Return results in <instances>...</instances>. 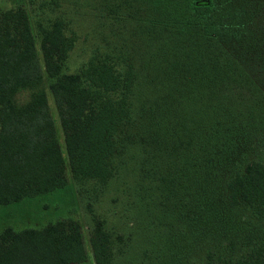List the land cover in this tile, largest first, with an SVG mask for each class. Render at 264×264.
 <instances>
[{"label":"trees","instance_id":"trees-1","mask_svg":"<svg viewBox=\"0 0 264 264\" xmlns=\"http://www.w3.org/2000/svg\"><path fill=\"white\" fill-rule=\"evenodd\" d=\"M150 2L160 12L150 56L141 55L138 62V70L149 67L150 75L136 83L152 92L137 91L136 98L132 66L122 74L105 60H90L76 71H63L71 44L62 20L42 27L38 48L23 5L0 12V205L66 185L67 168L77 179L107 180L113 155L124 146L123 124H132L143 104H149L158 125L165 121L160 114L166 106L174 118L187 119L193 126L182 148L188 168L196 166L202 152L201 167L217 174L219 158L233 148V94L264 88V77L255 81L249 74L251 68L264 71V0ZM22 89L30 90L29 98L18 104L14 96ZM161 149L181 154L176 144ZM223 186L225 202L252 208L264 218V162L246 159L224 177ZM89 240L95 263L106 264L110 245L101 220ZM260 248L231 264H264ZM212 251L207 249L209 259ZM87 256L81 226L73 219L18 230L8 225L0 231V264H79Z\"/></svg>","mask_w":264,"mask_h":264},{"label":"rangeland","instance_id":"rangeland-1","mask_svg":"<svg viewBox=\"0 0 264 264\" xmlns=\"http://www.w3.org/2000/svg\"><path fill=\"white\" fill-rule=\"evenodd\" d=\"M17 4L27 10L38 48L42 27L62 20L71 44L63 71H76L90 60H105L122 74L132 66L137 70L134 97L137 91L151 94L146 84L136 83L150 75L149 67L138 70L139 57L150 56L152 31L160 12L150 0H0V12ZM151 59L145 65L151 64ZM249 74L255 81L264 77V71L255 68ZM47 92L50 111L56 116L52 95ZM29 93L28 89L17 91L16 102H25ZM233 98V133L229 138L233 148L219 158L216 175L201 167L202 152L196 166L188 168L182 148H187L193 126L187 119L174 118L166 106L160 114L165 121L158 125L149 104H143L133 123L123 124L129 137L126 132L121 134L124 146L113 155L107 180L77 179L67 168L66 185L0 205V231L8 225L18 230L42 227L59 218L76 220L88 253L79 264H96L89 239L97 220L103 222L110 245L106 264H231L235 257H250L259 247L264 257V218L252 208L233 206L223 199V179L233 168L250 158L264 162V88L258 93L251 88L241 96L235 92ZM56 126L62 142L58 120ZM174 130L180 136L173 135ZM174 144L181 154L161 149ZM208 248L213 249L211 259Z\"/></svg>","mask_w":264,"mask_h":264}]
</instances>
